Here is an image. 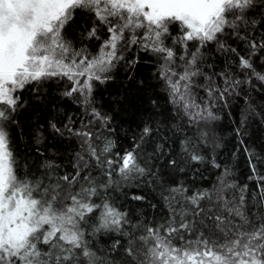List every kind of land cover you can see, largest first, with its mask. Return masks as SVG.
Instances as JSON below:
<instances>
[{"label":"snow or ice","instance_id":"1","mask_svg":"<svg viewBox=\"0 0 264 264\" xmlns=\"http://www.w3.org/2000/svg\"><path fill=\"white\" fill-rule=\"evenodd\" d=\"M77 10L95 22L89 37L106 29L96 56L66 38ZM233 36L245 54L227 43ZM210 45L235 53L245 79L205 72ZM133 48L155 58L178 118L215 119V100L253 78L264 85V0H0V264H264V174L255 164L256 197L226 178L211 190L163 186L166 214L150 224L130 220L109 202L114 174L125 182L155 175L141 148L151 125L144 124L132 149L115 153L113 118L93 99L96 83L111 80ZM61 79L68 82L63 95L83 109L78 127L74 121L64 126L81 152L74 173L61 174L54 161H45L37 174L20 163L12 133L25 106L22 94ZM102 230L126 237L123 256L94 250L90 238Z\"/></svg>","mask_w":264,"mask_h":264},{"label":"trees","instance_id":"2","mask_svg":"<svg viewBox=\"0 0 264 264\" xmlns=\"http://www.w3.org/2000/svg\"><path fill=\"white\" fill-rule=\"evenodd\" d=\"M94 23L90 14L77 10L65 32L73 47L89 57L98 55L108 38L103 26L97 28L98 38L89 37ZM227 43L245 54L243 42L234 36ZM132 60L137 62L132 64ZM204 61L203 70L209 74L230 73V78L245 79L236 65V54L221 51L217 45L205 50ZM111 76L107 83H96L93 99L97 109L113 118V151L122 155L139 143L145 123L153 128L141 148L150 157L155 175L125 182L114 174L117 183L105 193L109 202L130 220L150 224L166 214L160 196L163 186L211 190L226 178L237 188L247 186V195L258 196L259 182L252 167L255 164L257 172L264 174V85L253 78L252 84H244L224 100L213 102L215 119L190 120L178 118L168 103L163 82L158 79V64L151 55L135 48L124 52V59ZM221 79L214 76L216 83ZM67 85L64 79L50 80L39 92L22 94L25 106L17 117L19 123L14 126L12 137L19 161L27 162L28 171L40 174L44 169L38 165L54 161L59 173L75 172L81 148L76 139L66 134L64 126L74 121L78 127L85 117L81 106L63 95ZM53 123L65 135L55 132ZM192 155L202 159L194 161ZM134 196L143 199L136 200ZM126 243V237L117 231L102 230L90 238L94 250L109 257L123 256Z\"/></svg>","mask_w":264,"mask_h":264}]
</instances>
